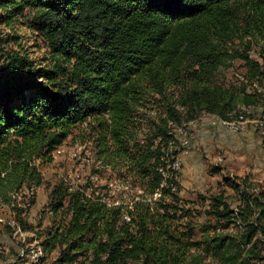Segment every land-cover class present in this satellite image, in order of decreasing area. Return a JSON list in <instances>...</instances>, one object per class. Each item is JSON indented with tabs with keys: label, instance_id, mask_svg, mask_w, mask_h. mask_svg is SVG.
I'll return each instance as SVG.
<instances>
[{
	"label": "trees",
	"instance_id": "16d2710c",
	"mask_svg": "<svg viewBox=\"0 0 264 264\" xmlns=\"http://www.w3.org/2000/svg\"><path fill=\"white\" fill-rule=\"evenodd\" d=\"M26 7L24 25L44 46L32 58L18 43L0 64V207L14 224L0 220V238L36 228L37 260L58 252L49 264H264V180L224 176L194 211L173 167L175 130L199 114L238 121L259 107L264 128L259 88L213 79L236 59L249 79L264 75L248 53L264 39V0H0L3 20ZM155 95L141 143L136 114ZM87 120L94 169L59 179L48 204L67 217L41 229L27 217L38 165ZM102 169L110 183L99 182Z\"/></svg>",
	"mask_w": 264,
	"mask_h": 264
},
{
	"label": "rangeland",
	"instance_id": "374dc122",
	"mask_svg": "<svg viewBox=\"0 0 264 264\" xmlns=\"http://www.w3.org/2000/svg\"><path fill=\"white\" fill-rule=\"evenodd\" d=\"M33 12V8L26 7L22 12H14L10 19L3 20L5 12L0 8V64L5 59L6 53L16 49L18 43L28 48L32 58H36L42 52L43 40L24 25ZM233 45H238L237 39L233 41ZM248 53L250 57L263 63L264 66V39L253 43ZM213 79L216 83L226 86L251 84L250 86L259 88L264 93V75L249 79L244 61L240 59L227 62L220 67L214 72ZM176 94L177 87L175 86L169 87L166 91L168 97H176ZM158 97V95L148 96L149 102H145L144 106L137 111L136 119L141 122L142 126L138 136L141 143L146 133L145 127L149 122V117L155 115V109L157 105H160ZM242 109L249 116L236 120L244 127V130L240 132L228 130L220 124L218 126L213 120L217 117L208 118L202 123L198 122L208 116L206 113L199 114L196 121H190L191 123L186 126L182 125L183 129H190V134L186 146L182 147L181 139H178L181 164L179 194L189 202V206L195 207L194 211L205 207L207 202H203L204 199L222 188L220 182L224 176L233 178L249 176L253 181L264 180V128L258 127L261 125L258 124L261 109L259 107H243ZM89 123L91 126V122L87 120L73 128L70 135L53 151L52 161L38 165V170L42 175V184L36 189L35 203L27 213L28 222L31 224L40 223L41 229H45L51 225V217H57V220L59 217H67L63 209L59 210L56 215L53 214L49 208L48 194L58 185L61 177H68L73 181L76 178L79 180L85 178L90 174L91 169H94L92 146L95 134L90 131ZM176 134L178 138H183V134H178V132ZM83 156H85V164L80 160ZM99 174L101 176L99 182L102 184L110 183L115 178L107 169H102ZM122 189L124 190V187L117 191L120 192ZM132 192L130 191V194ZM226 193L229 196L233 194L228 188H226ZM0 220H8L14 226L12 215L6 207H0ZM35 229L33 227V231L36 232ZM37 229L40 231V228ZM33 231L16 230L12 236L3 234L0 238L3 245V248H0V264L51 263L58 252H52L43 263H40L37 259L41 252L34 251L38 240H35Z\"/></svg>",
	"mask_w": 264,
	"mask_h": 264
},
{
	"label": "bare ground",
	"instance_id": "6f19581e",
	"mask_svg": "<svg viewBox=\"0 0 264 264\" xmlns=\"http://www.w3.org/2000/svg\"><path fill=\"white\" fill-rule=\"evenodd\" d=\"M208 116H215V115L208 114ZM193 121H196V120H193ZM218 122L223 128H227V129L234 131V132H237V130H240V131L244 130L243 125L241 123L237 122L236 120L218 119ZM190 123L191 122H188L187 124H190ZM183 128H184V126H181L180 128H177L175 130V132H178V134H183L185 131V129H183Z\"/></svg>",
	"mask_w": 264,
	"mask_h": 264
},
{
	"label": "built area",
	"instance_id": "2783aa9c",
	"mask_svg": "<svg viewBox=\"0 0 264 264\" xmlns=\"http://www.w3.org/2000/svg\"><path fill=\"white\" fill-rule=\"evenodd\" d=\"M205 120H208V117H204L202 118L201 120H199L198 122L202 123V122H205ZM212 123V122H211ZM213 124V123H212ZM215 125V124H213ZM190 129H186L183 133V138H178V139H181V146H186L187 143H188V137H189V132ZM229 130V129H228ZM237 132H240V130H237ZM180 154V153H179ZM81 162L85 164V156H83L81 159ZM180 162H179V155H178V159H177V162H175V164H173V167H175L176 169H178L180 167ZM80 178V177H79Z\"/></svg>",
	"mask_w": 264,
	"mask_h": 264
},
{
	"label": "crops",
	"instance_id": "0c3cea01",
	"mask_svg": "<svg viewBox=\"0 0 264 264\" xmlns=\"http://www.w3.org/2000/svg\"><path fill=\"white\" fill-rule=\"evenodd\" d=\"M208 118H216V117H213V116H207ZM217 124H218V126H220L219 125V122H218V120H217V118L216 119H213Z\"/></svg>",
	"mask_w": 264,
	"mask_h": 264
}]
</instances>
